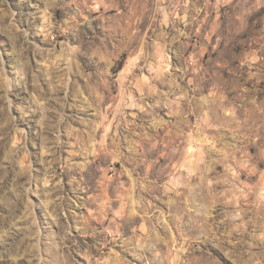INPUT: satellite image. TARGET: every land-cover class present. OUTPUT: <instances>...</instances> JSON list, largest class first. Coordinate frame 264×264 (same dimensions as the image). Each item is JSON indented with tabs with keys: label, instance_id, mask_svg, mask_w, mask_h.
<instances>
[{
	"label": "rangeland",
	"instance_id": "374dc122",
	"mask_svg": "<svg viewBox=\"0 0 264 264\" xmlns=\"http://www.w3.org/2000/svg\"><path fill=\"white\" fill-rule=\"evenodd\" d=\"M0 264H264V0H0Z\"/></svg>",
	"mask_w": 264,
	"mask_h": 264
},
{
	"label": "trees",
	"instance_id": "16d2710c",
	"mask_svg": "<svg viewBox=\"0 0 264 264\" xmlns=\"http://www.w3.org/2000/svg\"><path fill=\"white\" fill-rule=\"evenodd\" d=\"M121 66V64L119 65V67Z\"/></svg>",
	"mask_w": 264,
	"mask_h": 264
}]
</instances>
